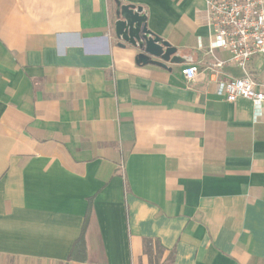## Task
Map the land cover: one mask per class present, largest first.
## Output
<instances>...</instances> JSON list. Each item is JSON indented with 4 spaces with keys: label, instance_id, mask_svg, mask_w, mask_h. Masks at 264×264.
<instances>
[{
    "label": "crops",
    "instance_id": "0c3cea01",
    "mask_svg": "<svg viewBox=\"0 0 264 264\" xmlns=\"http://www.w3.org/2000/svg\"><path fill=\"white\" fill-rule=\"evenodd\" d=\"M116 1L0 0V264L66 262L89 198L70 264H135L144 238L173 264H264V122L216 92L205 0H119L176 47L167 68L120 45Z\"/></svg>",
    "mask_w": 264,
    "mask_h": 264
},
{
    "label": "built area",
    "instance_id": "2783aa9c",
    "mask_svg": "<svg viewBox=\"0 0 264 264\" xmlns=\"http://www.w3.org/2000/svg\"><path fill=\"white\" fill-rule=\"evenodd\" d=\"M205 2L212 31L208 46L199 37L198 48L207 49V53L213 56L215 51L228 53L227 58L215 56L214 64L209 67L216 82V92L229 102L248 99L252 103V122H264V83H260L249 69L252 58L264 59V0ZM226 66L239 69L240 75L216 77V72H221ZM200 70L201 65L194 63L185 66L182 73L191 82Z\"/></svg>",
    "mask_w": 264,
    "mask_h": 264
},
{
    "label": "water",
    "instance_id": "95a60500",
    "mask_svg": "<svg viewBox=\"0 0 264 264\" xmlns=\"http://www.w3.org/2000/svg\"><path fill=\"white\" fill-rule=\"evenodd\" d=\"M116 2L115 36L121 46L129 44L140 50L136 58L137 63L167 68L168 62L181 61L175 55L176 47L147 28V14L143 7L121 4L119 0Z\"/></svg>",
    "mask_w": 264,
    "mask_h": 264
},
{
    "label": "trees",
    "instance_id": "16d2710c",
    "mask_svg": "<svg viewBox=\"0 0 264 264\" xmlns=\"http://www.w3.org/2000/svg\"><path fill=\"white\" fill-rule=\"evenodd\" d=\"M92 200L93 198H89L81 234L74 242L67 261L61 264H70L73 260L85 261L87 258L85 234L90 219ZM143 244V251L149 257V264H173L174 250L167 251L158 239L144 238ZM165 254H167L168 262H160L159 258L163 257Z\"/></svg>",
    "mask_w": 264,
    "mask_h": 264
},
{
    "label": "rangeland",
    "instance_id": "374dc122",
    "mask_svg": "<svg viewBox=\"0 0 264 264\" xmlns=\"http://www.w3.org/2000/svg\"><path fill=\"white\" fill-rule=\"evenodd\" d=\"M160 262L166 261L168 262L167 259V254H165L163 257L159 258ZM135 264H149V257L147 254L144 252L135 260Z\"/></svg>",
    "mask_w": 264,
    "mask_h": 264
}]
</instances>
